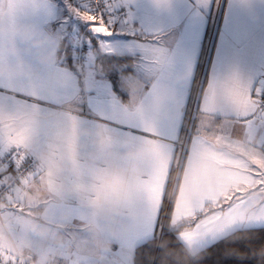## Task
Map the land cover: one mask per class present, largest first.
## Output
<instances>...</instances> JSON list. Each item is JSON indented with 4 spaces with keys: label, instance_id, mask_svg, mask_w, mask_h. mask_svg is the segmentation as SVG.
<instances>
[{
    "label": "crops",
    "instance_id": "obj_1",
    "mask_svg": "<svg viewBox=\"0 0 264 264\" xmlns=\"http://www.w3.org/2000/svg\"><path fill=\"white\" fill-rule=\"evenodd\" d=\"M105 1L126 8L127 17L112 30L90 31L87 72L80 75L72 47L79 28L93 20L87 0L72 12L57 0H0V24L34 25L59 45L56 61L42 64L28 42L0 33V43L15 40L35 73L0 76V157L20 146L40 160L8 203L20 210L0 215V257L8 261L20 259L5 235L28 244L36 259L134 264L137 249L163 229L167 197L170 229L187 225L177 237L198 253L239 230L264 228V113L244 118L237 104L249 90L258 99L264 84V0H163V7ZM99 54L138 58L119 79L126 98ZM135 150L141 155L125 156ZM65 151L70 162L61 159ZM103 176L122 177L119 190H94ZM33 213H42L35 217L40 226L63 242L33 231ZM89 222L95 233L85 229ZM191 233L198 234L187 239ZM97 239L110 246L94 254Z\"/></svg>",
    "mask_w": 264,
    "mask_h": 264
},
{
    "label": "trees",
    "instance_id": "obj_2",
    "mask_svg": "<svg viewBox=\"0 0 264 264\" xmlns=\"http://www.w3.org/2000/svg\"><path fill=\"white\" fill-rule=\"evenodd\" d=\"M97 59L115 89L126 98L119 88V79L134 70L138 58L99 54ZM168 201L167 197L161 218L162 231L158 237L137 249L134 264H264V241L260 240L264 228L239 230L200 252L197 258L189 257L177 237V232L187 225L170 229L168 220L171 210L167 213Z\"/></svg>",
    "mask_w": 264,
    "mask_h": 264
},
{
    "label": "clouds",
    "instance_id": "obj_3",
    "mask_svg": "<svg viewBox=\"0 0 264 264\" xmlns=\"http://www.w3.org/2000/svg\"><path fill=\"white\" fill-rule=\"evenodd\" d=\"M154 4L157 7L166 6L163 3V0H154ZM0 33L5 36H15L23 42H28L30 44V48H35L37 50L38 59L42 64L54 63L58 58L57 53L59 45L56 43L54 38L41 34L34 25L20 23L11 25L0 24ZM8 55L16 57V61L14 64L0 63V76L10 74L12 76L24 75L32 77L35 75L31 65L27 64L21 58V49L17 46L14 39H6L4 42L0 43V57H6ZM134 107H136L137 110H143L142 105L138 101H134ZM139 155H141L140 150L125 153V156L128 158H135ZM61 159L65 162H70L72 160L71 152L65 151L61 153ZM122 183L123 179L120 176L112 178L103 176L98 180L94 190L101 193L105 191L116 192L119 190ZM97 212L98 214H104V206L98 205ZM37 216H42V213H33L32 217L29 218L32 230L38 232L44 238L55 239L57 243L63 242L64 238L59 234V232L49 229L48 227H41L39 221L35 219ZM58 227H64V225H59ZM84 227L90 233H95L97 231L96 226L90 222L85 224ZM3 241L6 246L22 261H28L29 264H51L50 257L46 255L38 256L37 259L33 260V256L36 255V253L26 243H19L17 240L7 235L3 237ZM94 245V254L106 250L110 246L108 242L99 239L94 241ZM186 253L192 258H197L199 255L198 251L190 246L186 249Z\"/></svg>",
    "mask_w": 264,
    "mask_h": 264
},
{
    "label": "built area",
    "instance_id": "obj_4",
    "mask_svg": "<svg viewBox=\"0 0 264 264\" xmlns=\"http://www.w3.org/2000/svg\"><path fill=\"white\" fill-rule=\"evenodd\" d=\"M88 9L92 16V23L77 31L72 47V63L75 71L84 75L87 72V54L93 43L90 32L94 27L102 30H112L119 19L127 17L126 8H111L105 0H88ZM260 109L264 113V84L260 93ZM40 167V160L27 155L25 149L20 146H10L0 157V203L8 204L9 198L18 187L35 175ZM178 166L176 167V169ZM175 176L177 178V170ZM51 264H70L63 256L53 254L49 256ZM20 259V258H19ZM35 255L33 260H35ZM0 264H29L28 261H8L0 257Z\"/></svg>",
    "mask_w": 264,
    "mask_h": 264
},
{
    "label": "snow or ice",
    "instance_id": "obj_5",
    "mask_svg": "<svg viewBox=\"0 0 264 264\" xmlns=\"http://www.w3.org/2000/svg\"><path fill=\"white\" fill-rule=\"evenodd\" d=\"M256 96H260V90L257 89ZM237 104L240 110L243 113L244 118H248L250 116H254L256 111L260 109V99H253L252 93L249 90L247 93H240L238 95ZM219 219V216L216 218ZM198 233H191L187 234V239H193L197 236ZM260 240L264 241V232H261L260 234Z\"/></svg>",
    "mask_w": 264,
    "mask_h": 264
},
{
    "label": "rangeland",
    "instance_id": "obj_6",
    "mask_svg": "<svg viewBox=\"0 0 264 264\" xmlns=\"http://www.w3.org/2000/svg\"><path fill=\"white\" fill-rule=\"evenodd\" d=\"M59 2H62V5H66L69 10L74 11V9H77L78 7H81L83 6L84 7V3H85V0H71L73 2H69V0H57ZM12 202V197L9 198L8 202ZM16 212H13V211H9V210H5V211H0V215H3L2 217L3 218H8V216H13L15 215ZM2 225V221H1V216H0V227Z\"/></svg>",
    "mask_w": 264,
    "mask_h": 264
},
{
    "label": "water",
    "instance_id": "obj_7",
    "mask_svg": "<svg viewBox=\"0 0 264 264\" xmlns=\"http://www.w3.org/2000/svg\"><path fill=\"white\" fill-rule=\"evenodd\" d=\"M3 210L17 211V210H20V209H18L15 206H11L9 204H6V203H0V211H3Z\"/></svg>",
    "mask_w": 264,
    "mask_h": 264
}]
</instances>
